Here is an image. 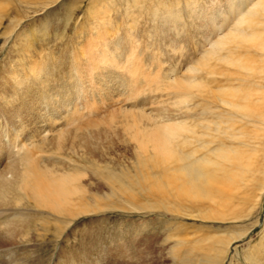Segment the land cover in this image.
Instances as JSON below:
<instances>
[{
    "label": "rangeland",
    "instance_id": "obj_1",
    "mask_svg": "<svg viewBox=\"0 0 264 264\" xmlns=\"http://www.w3.org/2000/svg\"><path fill=\"white\" fill-rule=\"evenodd\" d=\"M250 2L251 0H0V15H4L0 19V75L5 73L3 71L6 69L11 70L13 65L18 72L25 71L19 72L20 75L24 73L26 75L27 69L29 72L30 59L38 61L44 69L46 68L42 74L43 86L39 87L45 90L52 87L51 91L55 92L50 91L52 96L46 99L47 101L53 99L58 103L56 105L58 108L63 105L59 102L62 103L65 99L74 98L71 102L75 104V90L72 89L74 91L72 92L69 88L77 83L78 78L82 79L86 91L90 87L88 79L80 71L75 72L80 67V63H83L79 54L84 46L89 44L95 47V39L107 35L117 58L116 63L100 64V69L94 73L92 83L96 89H89L91 91L86 96L90 103L94 102L93 111L85 109L91 104L84 100L85 107L82 109L81 106L79 107L82 119L79 122L82 124L86 122L81 132L85 131L90 137L86 142L79 140L85 143L84 151H98L104 155L93 160L94 163L81 161L78 163L96 174L100 171L107 177L108 183L96 179L97 175H95L92 187L95 188L97 182L104 183L108 198L101 200L104 202L103 208L99 210L101 213L96 211L76 217L69 224L62 222L64 219L60 217L57 221L51 222L52 224L46 223L40 226V236L31 231V237L23 246H15L17 249L15 254L22 257L25 264H181L180 261L187 255L184 242L189 245V241L194 243L205 240L208 243L212 237L220 238L218 242L222 244L217 247L222 255L211 264H264V252L260 251L262 250L260 245L264 243V171L255 172L254 175L240 172L235 177L233 183L237 190L234 189L232 195L237 196L234 197L232 204L236 208L231 207L227 215L233 214L234 217L236 213L240 217L234 219L230 215V219L222 220L210 211L213 202L209 200H200L204 203V208L200 211V208H190L189 199H186L187 205L178 207L172 204L173 199L167 194L154 192L155 196L152 197L153 191L143 190L149 185L143 179L140 180L144 173L141 169L144 167L138 163V158L133 152L125 151L127 146L135 147L131 140L130 124L134 121L129 123L124 118H119L114 125L116 127L105 124L109 138L105 139L104 147L101 149L98 146L100 138L97 136L100 130L97 128L104 125L102 123L98 125L97 120L90 122L97 119L102 111L106 115L113 109L127 106L134 111L139 108L153 112L160 108L164 101L170 106L168 110L171 116L179 117L182 111L184 112L180 115L182 120L185 112H190L193 121L201 122L205 116H202L201 107L190 104L192 108H196L191 110L187 106L173 105L178 98L164 95L161 87L166 88L170 77L189 76L187 71L192 66L199 67L200 60L210 50L211 44L222 34L220 32H226L238 18V13L244 11L243 8L247 9ZM112 41L115 45L111 44ZM101 47L98 43L96 50L103 51L104 48ZM136 59L140 63H137ZM84 63L86 65L87 61ZM137 65H140L141 73L137 71ZM203 73L205 72H201L199 76L203 77ZM29 74L30 72L27 75ZM101 74L105 76H102L103 80L99 78ZM133 77L136 78L137 83L132 81ZM35 78L36 76L33 80ZM97 81L102 82L104 92L108 90L105 92L106 96L103 97L101 86ZM32 85L38 86L37 84L20 86L19 91L29 94L33 92L31 98L34 100L39 94L34 93L37 88ZM132 88L134 93H131ZM132 94L133 97L130 98ZM93 95L95 97H91ZM140 101L143 105L144 102L146 104L143 108L138 106ZM101 103H104L105 107ZM3 110L6 109L0 106L1 127L7 121L6 116L8 117V113H5V117L2 116ZM67 112L61 111L55 123L53 122L55 118L50 119L51 122L47 120L42 122V118L36 121L38 115L37 117L34 115L32 120H29L27 115H22L21 122L25 120V123L22 124L23 127H18V130H11L12 135H10L13 139L10 145L21 141L33 144L37 140L33 144L35 145L43 135L42 130L50 131L53 128L56 131L65 127L68 120ZM72 116L70 115L71 118ZM198 117H201V120ZM200 122L199 130L204 126L203 123L200 125ZM261 125L263 126L258 132L252 129L254 131L252 133L257 136H252L250 143L253 151H258L254 159L257 161L256 170L259 167L264 170V123ZM33 151L41 156L39 160L42 162L49 160L56 153L59 158L61 156L58 154L61 152L54 149L51 144L42 142L35 145ZM69 151V154H65L66 158H79L76 153L71 152L75 150L69 149ZM63 155L59 159L60 163L64 160ZM100 161L103 166H100ZM136 165L139 169L135 168ZM155 166L157 167V164ZM256 175L258 179L254 178ZM157 176H160L158 171ZM244 177H246V185L241 183ZM124 201L129 202V205L136 202L135 206L138 205L140 209L130 210V207L127 209L123 204ZM105 203L114 204L116 208ZM241 214L244 216L241 217ZM37 216L34 217L33 213L29 214L31 230H35L33 224ZM56 225L63 227L60 228V232ZM48 227L55 229L54 232ZM175 249H179L178 256L174 252Z\"/></svg>",
    "mask_w": 264,
    "mask_h": 264
},
{
    "label": "bare ground",
    "instance_id": "obj_2",
    "mask_svg": "<svg viewBox=\"0 0 264 264\" xmlns=\"http://www.w3.org/2000/svg\"><path fill=\"white\" fill-rule=\"evenodd\" d=\"M242 10L244 11H240L239 16L237 14L238 18L233 25L226 32H220L222 34L211 44L210 50L203 55L204 58L200 60L199 67L192 66L187 71L189 76L170 77L166 88L161 87L164 95L170 96V98H178V101L174 102L173 105L187 106L191 110L195 107H201L203 110L202 116L205 115L202 121H199L200 125L204 124L201 130L198 127L199 122L196 123L192 120L193 118H190V112H185V117L182 120H180V115L184 113L182 111L179 117L171 116L168 110L170 106H167L165 101L160 108L153 112L140 110L139 108H134L137 110L134 111L127 106L121 109H113L106 115L102 111L97 119L90 121L97 120L98 125L100 123L104 125L97 128V130H100L97 133L98 138H100V142H98L100 149L104 147L105 139L109 138L105 124L116 127L114 125L119 118H124L129 123L134 121L130 124L131 140L135 147L127 146L125 151L133 152L134 156L138 158V163L144 167V169H141L144 173L140 180L143 179L149 185L143 190L153 191L152 197L155 196L154 192L167 194L173 199L172 204L178 207L187 205L186 199H189L191 201L190 208H200V211L204 208V203L200 200H209L213 202L210 211H213L214 216L222 220L230 219V215L233 217V214L227 215V213L231 207H234L232 201L237 196L232 195V191L237 190L233 183L235 177L240 172L254 175L255 172L262 171L263 173L264 171L261 167L257 168L258 170L255 169L257 161L254 159L258 151H253V148L250 147L252 138L254 135L257 136V134L252 133L254 132L252 129L258 132L263 126L261 124L264 123V0H251L247 9L243 8ZM223 14L225 15V12ZM3 16L0 15V19ZM220 29L223 30V28ZM95 40V47L88 44V46L81 49L79 54L83 63H80V67L75 72L80 71L90 82V87L86 91L82 79L78 78L77 83L69 88V90H75V104L71 102L74 98L65 99L67 102L65 100L62 103L59 102L60 105L63 104L60 108L56 106L58 103H55L53 99L47 101L46 98L52 96L50 94L52 87L50 86L51 89L48 88L47 90L39 87L43 86L42 81H44V78L42 79V74L46 68L44 69L43 65L36 60L30 59L28 64L29 75H35V80H33L35 76L28 77L27 68L26 75L25 73L20 75L19 72L21 71L18 72L15 65L11 67V70L6 69L10 63L3 71L5 73L0 75V106L6 109L2 111L3 115L2 113L1 115L5 117V113H8L5 124L1 127L0 123V264H25L24 259L15 254L17 253L15 246H23L27 239L31 237V231L40 236V226L46 223L52 224L51 222L57 221L60 217L64 219L62 222L69 224L76 217L96 211L99 212L104 205L101 200L108 198L104 183L97 182L95 188L92 187L95 175H97L96 179L103 182H107V177L100 171L96 174L88 170L86 166L78 163V161L94 163L93 160L104 155L98 151H84L83 146L85 143L79 140L86 142L89 141L90 137L85 134V131L81 132L86 122L83 124L79 122L82 120L79 107L84 108L83 102L90 101L86 97L88 96L87 93L91 91L89 89H96L94 83H92V78L94 73L100 69V64L116 63L117 61L107 35L99 36ZM98 43L104 48L101 47L103 51H97ZM111 44H114V42L112 41ZM85 61H87L86 65ZM138 61L137 63H140ZM137 69L141 73L140 65ZM144 71L146 72V70ZM22 72L25 71L22 70ZM201 72H205L203 77L199 76ZM104 74H101L99 78L102 79ZM68 81L70 80L68 79ZM132 81L137 83L135 77ZM97 82L101 86L102 82ZM30 84L38 85H32V87L37 88L34 93L39 94L38 96L34 94L36 96L34 100L31 98L33 92L29 94L28 92L19 91L20 86L25 87L27 85L28 87ZM103 89L104 87L101 86V93L104 97L106 96L105 92H108V90L104 92ZM142 90L144 89L142 88ZM72 92L74 91L72 90ZM132 92H135L133 88ZM91 97H95V95ZM132 97L133 94L130 98ZM197 97L198 100H196ZM169 100L171 103V99ZM91 102H89L91 105L88 104L85 108L90 112L93 111L92 104H94L93 101ZM190 104L195 107L192 108ZM101 105L103 106L104 103H101ZM145 105V102L144 105L142 101L138 102L140 108ZM61 111H68V115H66L68 120L65 127L56 131L53 128L50 131L42 130L43 135L40 137L39 142L35 144L36 146L41 142L51 144L54 149L61 152H58V154H61V156L64 154L65 157H62L64 160L61 163L59 160L61 156L59 158L57 153L50 157L47 160L48 162L39 160L41 156L36 155L33 151L35 147L33 144L37 141L35 139L33 144L31 143L32 145L28 142L24 143V141L10 145V141L13 139L11 130H18V127H23L22 124L25 123V120L21 122V119L24 115H27L29 120H32L34 115H38L36 121L42 118V122H46V120L51 122L50 119L55 118V121H53L55 123L57 121L56 117L59 116ZM70 115H73L72 118ZM35 125L36 123L33 127ZM98 125L92 124V126ZM38 129H40L39 126ZM69 149L75 150L71 152L76 153L79 158H66V155L70 152ZM100 163V166H103L102 161ZM135 168L139 169L138 165ZM156 170L158 174L160 173V176H157ZM256 177H258L257 175L254 178L258 179ZM243 179L241 183L246 185V177ZM135 203L129 205V202L124 201L123 204L125 208L130 207V210L140 209L138 205L135 206ZM246 203L247 201L245 205ZM105 205L115 207L114 204L105 203ZM124 206L122 207L124 208ZM239 212L242 213V211ZM31 213L34 214V217L40 215V217L37 216L33 224L35 230H31L32 224L29 222V214ZM243 216L241 214V217ZM238 217L240 216L235 213L233 218ZM56 228L60 232V228L63 227L56 225ZM218 241H220V238L212 237L211 240H208V243L205 240L194 243L189 241V245L184 242L187 255L180 261L181 264H199L201 261L203 262L200 264L216 262L219 256L222 255L217 247L222 243ZM261 248L260 251L264 252V243L260 245ZM178 250H174L176 256L179 254ZM227 251L228 248L225 255ZM199 253L202 255L198 256Z\"/></svg>",
    "mask_w": 264,
    "mask_h": 264
}]
</instances>
